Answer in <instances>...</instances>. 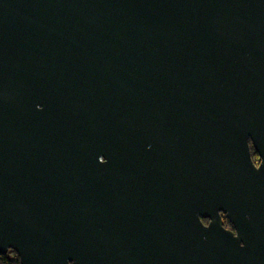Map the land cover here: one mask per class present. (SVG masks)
<instances>
[{"label":"water","instance_id":"95a60500","mask_svg":"<svg viewBox=\"0 0 264 264\" xmlns=\"http://www.w3.org/2000/svg\"><path fill=\"white\" fill-rule=\"evenodd\" d=\"M10 250L264 264V0H0Z\"/></svg>","mask_w":264,"mask_h":264},{"label":"trees","instance_id":"16d2710c","mask_svg":"<svg viewBox=\"0 0 264 264\" xmlns=\"http://www.w3.org/2000/svg\"><path fill=\"white\" fill-rule=\"evenodd\" d=\"M252 158L258 160L256 152L252 150ZM206 222V220H204ZM224 225L229 226L228 221L224 218ZM0 264H19L18 256L15 251L10 250L4 254H0Z\"/></svg>","mask_w":264,"mask_h":264}]
</instances>
